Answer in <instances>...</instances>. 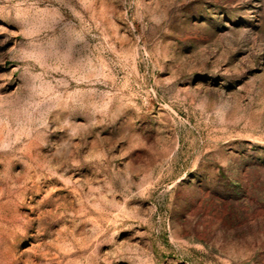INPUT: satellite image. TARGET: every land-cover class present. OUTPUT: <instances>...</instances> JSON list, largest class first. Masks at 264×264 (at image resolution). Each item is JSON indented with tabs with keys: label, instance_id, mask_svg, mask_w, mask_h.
<instances>
[{
	"label": "rangeland",
	"instance_id": "1",
	"mask_svg": "<svg viewBox=\"0 0 264 264\" xmlns=\"http://www.w3.org/2000/svg\"><path fill=\"white\" fill-rule=\"evenodd\" d=\"M0 264H264V0H0Z\"/></svg>",
	"mask_w": 264,
	"mask_h": 264
}]
</instances>
